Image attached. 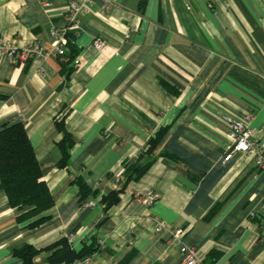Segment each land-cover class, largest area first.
Here are the masks:
<instances>
[{
	"label": "crops",
	"instance_id": "0c3cea01",
	"mask_svg": "<svg viewBox=\"0 0 264 264\" xmlns=\"http://www.w3.org/2000/svg\"><path fill=\"white\" fill-rule=\"evenodd\" d=\"M71 1L0 0L8 46L49 49L51 28L68 29L64 56L0 54V130L23 122L53 199L30 228L36 218L19 221L26 210L0 189V264H25L27 247L39 251L31 264H52L44 250L61 238L95 250L72 264H183L182 246L201 264H264V172L245 154L224 161L223 120L250 114L264 147V0H90L69 28ZM119 189L105 211L101 199ZM148 191L159 196L150 206Z\"/></svg>",
	"mask_w": 264,
	"mask_h": 264
},
{
	"label": "trees",
	"instance_id": "16d2710c",
	"mask_svg": "<svg viewBox=\"0 0 264 264\" xmlns=\"http://www.w3.org/2000/svg\"><path fill=\"white\" fill-rule=\"evenodd\" d=\"M161 135L159 133L151 140V148L155 146ZM59 146L61 148L59 166L64 168L67 166L69 150L73 147V142L68 135H65ZM146 167L147 164L132 168L129 175L125 174V178L139 177ZM77 184L81 195L90 194V189L81 180H77ZM0 189L4 192L10 207L19 211L26 210L18 217L19 221L36 218L28 225L34 228L47 220L48 217L43 214L53 207V199L42 180L41 170L21 121L3 126L0 130ZM122 191L123 189L113 191L101 199L105 211L117 203L118 195ZM44 251L49 252L48 260L52 264H72L75 260L90 256L95 250L86 247L81 252L75 253L66 239L61 238L47 246ZM38 252L27 247L17 254L25 264H31Z\"/></svg>",
	"mask_w": 264,
	"mask_h": 264
},
{
	"label": "built area",
	"instance_id": "2783aa9c",
	"mask_svg": "<svg viewBox=\"0 0 264 264\" xmlns=\"http://www.w3.org/2000/svg\"><path fill=\"white\" fill-rule=\"evenodd\" d=\"M90 0H73L69 2L66 9L65 19L69 28H78L80 24L79 15L87 11V6ZM187 9L190 7L187 5ZM68 29H55L51 28L50 36L53 43L51 48L47 49L40 44L34 42L22 48H15L8 46L0 41V54L7 55L18 59L19 61H27L30 58L47 59L57 56H64L65 49L68 44L67 31ZM93 46L96 50H101L103 42L99 39L93 41ZM250 114H246L244 117L233 119L228 116H224L223 120L229 127L228 139L229 148L227 154L224 157V161H229L236 154H245L253 158L255 166L264 172V147L251 140L252 130L249 128ZM120 175H116L113 178L114 184L120 182ZM159 196L156 192L148 191L144 194V201L147 205H152L158 200ZM90 206L93 203H89ZM251 218L255 217L254 212L250 214ZM164 225L158 223L157 229L162 230ZM173 240L180 244L182 239V232L179 230H173L171 232ZM70 243V240H69ZM181 251L184 255L183 264H201V259L197 255L194 248L188 246H182ZM85 260L78 261L76 264H81Z\"/></svg>",
	"mask_w": 264,
	"mask_h": 264
}]
</instances>
